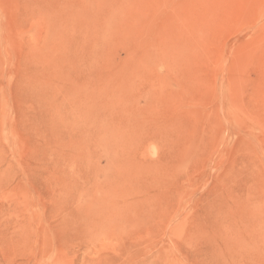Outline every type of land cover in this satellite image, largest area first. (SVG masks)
I'll return each instance as SVG.
<instances>
[{
  "label": "rangeland",
  "instance_id": "obj_1",
  "mask_svg": "<svg viewBox=\"0 0 264 264\" xmlns=\"http://www.w3.org/2000/svg\"><path fill=\"white\" fill-rule=\"evenodd\" d=\"M0 264H264V0H0Z\"/></svg>",
  "mask_w": 264,
  "mask_h": 264
}]
</instances>
